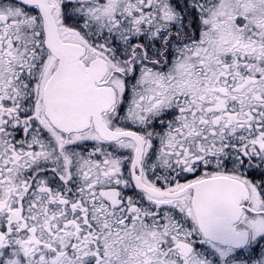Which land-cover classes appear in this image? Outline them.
Returning a JSON list of instances; mask_svg holds the SVG:
<instances>
[{"label":"snow or ice","instance_id":"obj_1","mask_svg":"<svg viewBox=\"0 0 264 264\" xmlns=\"http://www.w3.org/2000/svg\"><path fill=\"white\" fill-rule=\"evenodd\" d=\"M0 264H264V0H0Z\"/></svg>","mask_w":264,"mask_h":264}]
</instances>
